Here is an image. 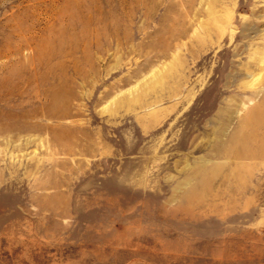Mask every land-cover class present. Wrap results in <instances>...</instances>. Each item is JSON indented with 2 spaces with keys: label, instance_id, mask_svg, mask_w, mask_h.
I'll return each mask as SVG.
<instances>
[{
  "label": "rangeland",
  "instance_id": "obj_1",
  "mask_svg": "<svg viewBox=\"0 0 264 264\" xmlns=\"http://www.w3.org/2000/svg\"><path fill=\"white\" fill-rule=\"evenodd\" d=\"M0 264H264V0H0Z\"/></svg>",
  "mask_w": 264,
  "mask_h": 264
}]
</instances>
